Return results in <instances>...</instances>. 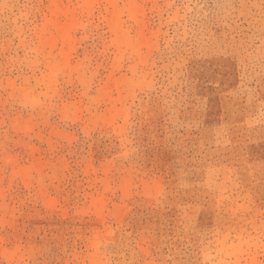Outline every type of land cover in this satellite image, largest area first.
<instances>
[{"label": "rangeland", "instance_id": "374dc122", "mask_svg": "<svg viewBox=\"0 0 264 264\" xmlns=\"http://www.w3.org/2000/svg\"><path fill=\"white\" fill-rule=\"evenodd\" d=\"M0 264H264V0H0Z\"/></svg>", "mask_w": 264, "mask_h": 264}]
</instances>
